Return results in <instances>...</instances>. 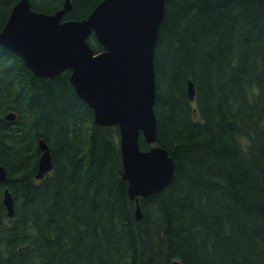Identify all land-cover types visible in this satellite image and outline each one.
Wrapping results in <instances>:
<instances>
[{
    "label": "trees",
    "instance_id": "1",
    "mask_svg": "<svg viewBox=\"0 0 264 264\" xmlns=\"http://www.w3.org/2000/svg\"><path fill=\"white\" fill-rule=\"evenodd\" d=\"M18 1L0 0V27ZM65 1L30 0L49 13ZM100 1L71 0L64 18ZM154 64L156 144L176 166L138 218L119 126L95 122L70 69L39 76L0 44V264H264V0H166ZM41 138L54 169L38 179Z\"/></svg>",
    "mask_w": 264,
    "mask_h": 264
},
{
    "label": "water",
    "instance_id": "2",
    "mask_svg": "<svg viewBox=\"0 0 264 264\" xmlns=\"http://www.w3.org/2000/svg\"><path fill=\"white\" fill-rule=\"evenodd\" d=\"M166 0H102L85 18L64 19L71 0L54 12L32 8L30 0H19L3 27L0 44L20 54L39 76L54 77L66 69L78 95L93 109L95 122L118 125L123 159V177L136 199V215L143 217L140 196L158 192L171 183L175 160L168 149L156 144L158 119L155 48ZM94 33L105 47L95 52L87 38ZM195 84L188 81L194 99ZM14 111L5 117L16 119ZM152 146L142 149L140 136ZM41 154L36 178L54 169L48 142L39 140ZM7 168L0 163V181ZM3 203L8 216L15 213V199L5 187Z\"/></svg>",
    "mask_w": 264,
    "mask_h": 264
},
{
    "label": "flooded vegetation",
    "instance_id": "3",
    "mask_svg": "<svg viewBox=\"0 0 264 264\" xmlns=\"http://www.w3.org/2000/svg\"><path fill=\"white\" fill-rule=\"evenodd\" d=\"M65 19V18H64Z\"/></svg>",
    "mask_w": 264,
    "mask_h": 264
}]
</instances>
